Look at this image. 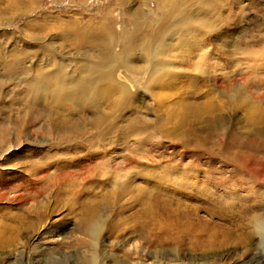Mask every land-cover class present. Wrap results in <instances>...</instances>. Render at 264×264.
I'll return each mask as SVG.
<instances>
[{
	"label": "rangeland",
	"instance_id": "1",
	"mask_svg": "<svg viewBox=\"0 0 264 264\" xmlns=\"http://www.w3.org/2000/svg\"><path fill=\"white\" fill-rule=\"evenodd\" d=\"M194 1L0 0V264H106L97 251L90 262L95 245L109 264H152L142 246L163 247L177 263L264 264V227L257 234L251 225L254 215L264 220V132L248 146L254 127L242 107L225 105L211 128L200 117L227 101L217 80L251 76L264 93V0H205L202 11ZM161 26L165 34L147 46ZM83 29L86 41L76 38ZM189 34L197 39L188 43ZM110 53L128 64L111 63L114 86L99 112L58 97L60 67L72 83L85 59ZM152 64L164 80L148 81ZM183 107L190 134L167 133ZM106 114L119 138L85 177L84 147H66ZM66 133L72 139L61 142ZM231 144L250 156L236 159ZM47 174L36 213L31 199ZM69 182L76 192L61 190ZM186 209L225 243L188 247L178 227Z\"/></svg>",
	"mask_w": 264,
	"mask_h": 264
},
{
	"label": "bare ground",
	"instance_id": "2",
	"mask_svg": "<svg viewBox=\"0 0 264 264\" xmlns=\"http://www.w3.org/2000/svg\"><path fill=\"white\" fill-rule=\"evenodd\" d=\"M160 1L165 3V2L173 1V0H160ZM184 1L187 4L188 1H191V0H184ZM194 2L198 4V7L202 11V7H203V4L205 3V0H195ZM167 23L168 22H166V24ZM159 29L160 30L158 31V33L156 31H151L147 34V36L145 37V40H144L147 46L150 45L152 43V41L153 42L157 41L159 34H165L166 28L164 26H161ZM89 34H90L89 30H86V31L84 29L78 30L76 32V36H77L76 38L79 40H85L86 41V37ZM195 39H197V37L195 36V38H192L190 36V34L186 37V41H188V43L192 42ZM103 40L105 43H108L105 38H103ZM115 61H117L120 66H124V67L128 64V61L125 59L124 56L114 55L111 53L108 55L102 56L98 60H96V59L94 60L91 58L85 59L84 62L82 64L80 63L81 65L77 66V68H76V71L78 73H80V75H78V77L76 79H74L72 81V83L67 82L69 84H67L65 82L64 78H62V76H68L67 70L64 68V66L60 67L59 71L61 72V82H63V83H59L60 80H58V83H59L58 89H57L58 97L61 98L63 101H68L69 103H75L80 107L82 106L83 111L85 110L88 112H92V111L99 112L100 110H97L98 103L109 101V98L112 94L111 89L114 86L115 70L113 69V66L111 63L115 62ZM156 68H157V66L155 64H152V68H151L152 69V76H151V78L148 79V81L151 80V82H153V83L155 81L164 80L163 77L158 76ZM253 72H251V75ZM58 79H59V77H58ZM250 79H251V76H250ZM250 79H248V81L245 79L243 82H242V80H240L241 82H239L238 80H230L229 82H226L225 80H217V82H219L218 87H220V89H222L220 92L222 93L223 96H226L227 101L225 104L223 102H221V103L218 102V104L208 105L206 107H203L204 112H202L200 114V117L203 118V120L210 127L212 121L216 120L218 118V111L219 110L223 111L224 109H226V107L228 110H230L232 107H242L243 109H245L246 111L249 112L248 113L249 119L247 120L246 124L248 126L252 125L254 127V130L252 132L253 136L251 137V139L248 142V146L253 148V147H255L254 145L257 142L256 134L259 132H262V131L264 132V128H261V126H259L261 124H264V107H262L260 105L261 102H264V93L261 94L257 90L254 91L253 89H257L259 81L256 82V80H250ZM249 80H250V82H249ZM167 85L168 84H166V86ZM118 88L122 93L125 92V90L123 88H121L120 86H118ZM62 103H64V102H62ZM225 105H226V107H225ZM186 107H188V106H186ZM186 112H187V108H185V107H183V109H181L177 112L178 113L177 117L179 120L176 118L177 120L171 122L170 130H168L167 133L174 132L176 134L181 133L183 135L190 134L189 132H187L183 128L184 124L182 123V122H187L186 120L188 119V117L186 115L187 114ZM112 120H113L112 115H110V114H106L104 116L96 115L95 117H92V119L89 122L91 129L93 128L92 132H89L86 134L85 133L84 134H80V133L77 134L76 133V134H74L73 139L71 138L72 135H70L69 133L62 134L60 136L61 142H63V140H65V139H68V140H69V138H70V140L72 139V141L69 142V147H66L67 149L73 150V148H77L78 146L84 147L85 156H88L87 157L88 162L84 164V166L87 169V172H86V170H84L85 173L83 175L85 177L86 176L90 177L93 174V172L97 169V167H100L98 163L99 162L101 163L104 160H102V158H101V156H99V154L103 153L105 151H108V148H111L110 146H111L112 142L114 140H116L117 138H119L117 135H115L111 131ZM200 121H202V120H200ZM168 129H169V126H168ZM260 129H263V130H260ZM179 137H180V135H179ZM229 146L231 149L237 148L238 154L236 156V159L239 157H243V156H250L249 151L242 150V149H244V146H242V145L231 144ZM252 152H255V150ZM95 155L97 156L96 157L97 159H95V161H94ZM99 159H100V161H98ZM122 163H123V165L130 163L129 158L128 157L124 158L122 160ZM103 164H104V162H103ZM41 167H42V165H41ZM85 167H83V168H85ZM43 171H45V170H43ZM77 173L79 174V172H77ZM142 174H144V173H142ZM48 175L49 174L45 175L46 177H45V180H44L45 182L43 183V185L41 187L35 188V190H34L35 191V194L33 195L34 198L32 197V199H31V201L33 202V205H34L33 210H31L33 212L38 213L37 212L38 211L37 210L38 199L36 196L38 194H40L41 190H43L44 187L47 188L49 186L50 181H52L51 179L54 177V176L49 177ZM145 175H146V173H145ZM141 176L143 177V175H141ZM236 181H237V179H234L233 182L229 184V186L230 187L233 185L235 186V184H237ZM73 184H74L73 182H71V183L69 182L68 185H66V187H63L61 190H63V189L64 190H66V189L70 190L71 189V191L74 192L76 189L73 187ZM257 189H259V188H257ZM251 190H256V188L252 187ZM63 192H66V191H63ZM69 194H72L73 195L72 197H74V193H69ZM144 197H146V196L144 195ZM245 209H246V211L250 210V208H247V207ZM180 215L183 216L182 221L179 220V224H178V227L180 229V233L183 236V240L184 241L187 240L188 247H190L193 251L194 250H204L205 248L212 249V248H214V244L217 246V245H222L225 243V241H226L225 238H219L217 236V232H216L217 226H215V224L213 226H210L209 223H203L201 221V219L199 218L198 214L194 210L193 211L187 210V209L182 210L180 212ZM251 218H252L251 219V225L254 227L253 230L257 234H259V231H262V228L264 227V220L260 219V217H258L256 215H254ZM218 219H220V218H218ZM91 232L94 233L93 231H91ZM247 236L248 237L250 236L249 233H247ZM244 237H246V235ZM151 244H154V243H151ZM155 244L159 245L160 243L158 242ZM161 244H164V242H162ZM153 246H155V245H153ZM141 249L143 250L144 253L149 254L152 257V259H153L151 262L152 264H185L183 262L177 263L175 260L169 259L168 257H170V253H168L166 251V249L163 247H162V249H156L155 251L150 250L151 247L149 249V248H144L142 246ZM95 251L99 252L102 255V258L104 259L106 264H109V260L111 259L110 254H108L107 250L104 247L97 246V245L92 247L91 252H89V254H90L89 260L91 263H93L95 261ZM125 251L128 253H131L132 251L135 252L134 249L133 250H125ZM120 264H143V263L140 262L139 260H134V261L128 260V262L127 261H126V263L120 262ZM187 264H190V263H187ZM198 264H210V263L203 261V262H200Z\"/></svg>",
	"mask_w": 264,
	"mask_h": 264
}]
</instances>
